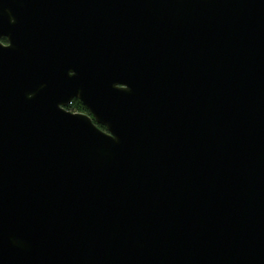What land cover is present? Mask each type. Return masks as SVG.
Segmentation results:
<instances>
[{
  "label": "water",
  "instance_id": "95a60500",
  "mask_svg": "<svg viewBox=\"0 0 264 264\" xmlns=\"http://www.w3.org/2000/svg\"><path fill=\"white\" fill-rule=\"evenodd\" d=\"M0 264H264V0H0Z\"/></svg>",
  "mask_w": 264,
  "mask_h": 264
},
{
  "label": "trees",
  "instance_id": "16d2710c",
  "mask_svg": "<svg viewBox=\"0 0 264 264\" xmlns=\"http://www.w3.org/2000/svg\"><path fill=\"white\" fill-rule=\"evenodd\" d=\"M3 41L7 43V39L4 38ZM70 110L76 111V112H86L88 113L87 107L78 99H75L72 103V105L69 107ZM104 128V127H103Z\"/></svg>",
  "mask_w": 264,
  "mask_h": 264
},
{
  "label": "built area",
  "instance_id": "2783aa9c",
  "mask_svg": "<svg viewBox=\"0 0 264 264\" xmlns=\"http://www.w3.org/2000/svg\"><path fill=\"white\" fill-rule=\"evenodd\" d=\"M71 105H72V104H71ZM71 105H70V106H71ZM70 106H69V107H70ZM68 109H69V108H68ZM69 110H70V109H69ZM71 111H72V110H71Z\"/></svg>",
  "mask_w": 264,
  "mask_h": 264
}]
</instances>
